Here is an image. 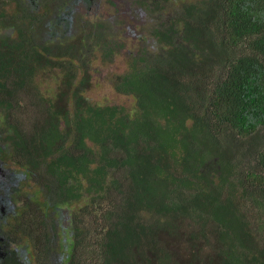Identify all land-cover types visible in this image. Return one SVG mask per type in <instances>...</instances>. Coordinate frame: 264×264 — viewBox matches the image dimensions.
Wrapping results in <instances>:
<instances>
[{"label": "trees", "instance_id": "1", "mask_svg": "<svg viewBox=\"0 0 264 264\" xmlns=\"http://www.w3.org/2000/svg\"><path fill=\"white\" fill-rule=\"evenodd\" d=\"M48 12L0 4V264H264V0H135L123 41ZM119 53L135 112L86 94Z\"/></svg>", "mask_w": 264, "mask_h": 264}, {"label": "rangeland", "instance_id": "2", "mask_svg": "<svg viewBox=\"0 0 264 264\" xmlns=\"http://www.w3.org/2000/svg\"><path fill=\"white\" fill-rule=\"evenodd\" d=\"M110 0H101V10L99 12V17H93L91 20L94 22H105L110 17H116V15L122 17L124 19L125 25L128 27H122V31L119 32V40L123 41L125 35L130 34L132 36H138L139 34H144L143 30L145 29L142 25L138 23L139 13L137 15H131L127 11L130 7L131 3L135 0H113L117 2L116 6H111L109 3H106ZM182 0H179V2ZM116 8H118V12H116ZM98 13V12H97ZM105 13H108L106 15ZM130 23V25H127ZM151 25L149 22L147 23ZM121 26V25H119ZM118 26V27H119ZM114 34H117L118 30L116 27L110 26V29ZM140 37V36H138ZM148 40V39H146ZM136 45L131 42L126 41V46L124 52L131 51L134 52L135 48H137L138 44H141L139 41H135ZM90 74H91V86L87 91V96L95 103L103 104V103H111L112 105H118L120 107L125 108L128 112H135V102L132 97H125L117 94L114 91V77L117 74H123L127 71L128 62L126 61V57L122 55V53L118 54L113 62L104 63L102 59L98 56V58L91 62L90 65ZM26 102L28 103V99L26 98ZM18 111L21 116H26V111L24 107L18 106ZM1 116V112H0ZM21 118V120L27 125L31 122L32 118ZM253 217H258L257 215H251V221L253 222ZM259 224V223H258ZM260 225V224H259ZM256 232L258 239L264 243V235ZM263 235V237H262Z\"/></svg>", "mask_w": 264, "mask_h": 264}, {"label": "flooded vegetation", "instance_id": "3", "mask_svg": "<svg viewBox=\"0 0 264 264\" xmlns=\"http://www.w3.org/2000/svg\"><path fill=\"white\" fill-rule=\"evenodd\" d=\"M106 3H109L111 6H116L117 2L110 0ZM1 6L4 10L10 11H23L24 13H30L29 17L34 19L35 16H38L40 19L43 17L45 11H49V18L52 19H63L69 21V27L73 29L75 26V21H81L83 24L90 21L93 17H99V12L101 10V0H0ZM132 4V3H131ZM118 12V8L115 9ZM98 12V13H97ZM108 15V13H105ZM35 15V16H34ZM25 14H20V17H24ZM117 16V15H116ZM115 17H110L109 19H114ZM8 22V19H1ZM72 21V22H71ZM96 23V22H95ZM1 162V161H0ZM2 162L0 164V185L4 189V193L0 195V211L5 214L4 202L5 197L8 192L7 184L8 182L5 178L9 177L5 170L2 168ZM12 186L9 185V187ZM1 240V239H0ZM6 243L0 244V250H3L6 247ZM4 246V247H3Z\"/></svg>", "mask_w": 264, "mask_h": 264}]
</instances>
